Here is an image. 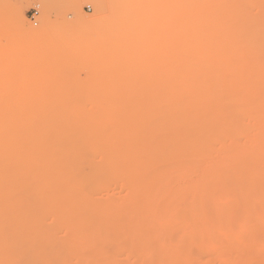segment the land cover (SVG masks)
<instances>
[{
  "label": "bare ground",
  "instance_id": "6f19581e",
  "mask_svg": "<svg viewBox=\"0 0 264 264\" xmlns=\"http://www.w3.org/2000/svg\"><path fill=\"white\" fill-rule=\"evenodd\" d=\"M86 1L102 6L100 0L72 5ZM181 6L187 7L185 17L176 12ZM255 6L264 14V0H115L102 37L104 55L132 59L123 74L147 86L130 94L118 87L132 96L100 101L93 115L68 114L67 108L57 115L0 114V264H131V253L124 262L118 252L138 247L142 252L135 250L134 257L140 264H169L192 243L201 251L211 243V249L221 231L235 224L241 227L239 235L233 227L235 241L246 243L245 263L260 260L254 255L264 248V124L256 118L250 126L236 125L245 106L193 115L203 99L196 91L183 94L181 83L184 74L207 77L203 86L211 89L231 83L204 100L215 109L240 89L253 96L264 87L244 79L264 59V28L248 12ZM239 13L249 24L235 34L233 28L243 24L235 18ZM241 46L257 50L247 62L212 61L215 53ZM183 50L188 68L181 65ZM205 156L218 157L217 163L186 185L183 176L195 172ZM175 220L184 231L161 239Z\"/></svg>",
  "mask_w": 264,
  "mask_h": 264
},
{
  "label": "rangeland",
  "instance_id": "374dc122",
  "mask_svg": "<svg viewBox=\"0 0 264 264\" xmlns=\"http://www.w3.org/2000/svg\"><path fill=\"white\" fill-rule=\"evenodd\" d=\"M100 2L102 3V8L100 7L102 10L98 11V4L88 3L87 1L84 3L81 2L80 5L76 7L72 5V0H0L1 115L21 116L28 113L37 115H57V113L61 114L64 112L62 110L67 112V109L68 114L75 113L74 115L80 116L83 113V115H91L92 113L93 115L100 101L128 98L132 96L128 94L134 92L135 87H145L148 85V82L145 81L129 80V78L125 77L127 75L123 74L121 68L126 66L131 67L129 63H131L132 59H130L129 62L127 58L126 61L128 60L129 63L127 64L126 61H121V64L115 55H110L109 57L104 55L102 43H104L103 41H105L104 39H106V37L104 39H102V37H104L109 30L108 27H105L106 24L108 23L111 25L112 13L115 10V0H100ZM19 6L22 8L19 9L20 15L23 16L21 20L17 18L16 13ZM47 6H50L51 10L46 8ZM47 9L49 11V16L46 13L48 12ZM78 11L82 12L83 18L77 17ZM176 12L185 17L188 13L187 7L181 6L176 9ZM248 12H250L253 17V23H260L264 28V14L261 13L260 16L259 7L255 6L248 10ZM102 15L106 16L105 21H101V19L95 20V18H100ZM235 18H241L239 21H242L243 24L240 26L237 24V27L233 28V32L235 34L241 33L244 30V26L247 27L249 23L247 22V24L244 25V19L241 13L237 14ZM228 24L229 23H224L223 25L227 26ZM37 29L40 30L38 34L30 35V31ZM183 39H185V37ZM260 45L264 47V40L261 41ZM259 50L260 48L258 51ZM256 51L257 50H254V46H241L237 50H234L233 53L227 55L220 52L215 53L212 61L217 62L220 60L219 58H221L223 60H236L235 63H244L247 62V58ZM186 56H189V53L183 50L181 57V65L183 68H188L190 65L187 58H185ZM256 64V71L244 77L245 82L248 84H252L258 80L259 82L261 81L262 84L264 83V59ZM132 65H134V63ZM184 75L185 76L181 78L183 87L182 93L187 94L196 91L195 95H197L199 99H203V101L200 99L199 103H203L204 105H206L204 100H206L211 93L215 92V89L217 92H221L231 88V83L229 82H221L220 86L215 89L207 88L203 86L207 77H189L187 74ZM118 87L127 88L128 90L131 89V91L128 94H120L117 90ZM240 90L239 95L237 92L235 96H231L230 101H228L223 108L215 109L212 104H207L206 106L202 104L200 108L197 109L195 113L192 112V114L201 116L212 112H233L234 109L239 106H245L243 113L239 114L240 117L237 119L236 125L247 127L252 125L256 118H260L262 128V124H264V87H261V90L257 93L260 96L258 98H254L257 94L247 96V94L251 92L250 89ZM80 107L83 108L80 109ZM185 110L186 109L183 108L182 112L184 113ZM60 111L61 113H59ZM70 111L73 112L70 113ZM217 158L218 157L212 158L205 156L203 163L197 169L193 170L195 172L191 173L189 176H187L188 173L186 176H183L186 178V180L183 179V182L185 181L186 185H190L197 181L198 177H204L217 163L215 162ZM171 176L173 177V175ZM171 176H169V178ZM120 191L122 193V190ZM119 192L117 191L113 194H117L115 196H118L120 194ZM171 194H173V191L169 195ZM171 196H169V198H164L166 199L164 200L166 205L171 203ZM167 199L170 200L166 202ZM162 201L159 205L162 203L164 204ZM169 204L167 206H169ZM214 211L218 210L214 209ZM239 212V210H237L236 213L234 212L236 217L237 214L239 217ZM235 214H233L234 217ZM163 221H169V219L164 218ZM178 221L180 222V219ZM174 222L173 225L167 223L168 226L171 225L172 227H167L166 225L167 229L165 228L161 231L162 234L165 233L163 235L161 234V239H163V236L164 240H166V237H172L173 235L175 237L176 234L178 236L182 226L180 228V223L178 225L176 220ZM230 226H227L226 229L221 231L222 234L220 233V235L223 237L220 236V239L215 242V245H212V247L215 248L213 249L211 247L214 253L209 248L211 243L210 245L205 243L208 244L209 247L207 250L203 251H201L200 244L192 243L185 251L182 250L183 253L180 252L173 260L171 259L170 263L172 261L171 264H246L244 261L245 259L241 256L246 243L244 244V241H238L239 243H237V241H235L237 234L235 235L232 231L234 229L233 227H238V231H235L236 229L234 231L235 233L238 232L239 235L241 227L239 225L236 226V224ZM217 227L219 226L217 225ZM182 230L180 231L181 233ZM177 236L175 238H177ZM261 237L264 239L263 231H261ZM231 240L237 244L232 245ZM161 241L162 240L159 242ZM224 244L227 247L224 246ZM199 247L200 249L198 250ZM172 248L173 246L170 249L172 250ZM138 249L141 248L138 247ZM138 249L136 248L135 250L138 252ZM195 249L198 251L196 252ZM129 250L118 252L122 255H117H120L122 258L119 256L117 260L124 259V262L127 260V262H130L128 256L131 253V255H133L131 264H137V262L140 264L141 260L134 257L137 252L134 249L131 251ZM258 251L260 254L257 253L254 256L257 258L260 256V258H258L260 260H256L257 262L255 260H250L248 264H258V262L259 264H264V248L261 247ZM141 252L142 250L140 253ZM191 253H194L193 256ZM197 253H200L199 256L201 258L198 257ZM159 254L160 253H158V255ZM195 255L197 257H194ZM203 255L205 257H203ZM149 256L147 258L152 257V254L150 257ZM190 258L193 259L191 260ZM195 258L197 259L195 260Z\"/></svg>",
  "mask_w": 264,
  "mask_h": 264
},
{
  "label": "built area",
  "instance_id": "2783aa9c",
  "mask_svg": "<svg viewBox=\"0 0 264 264\" xmlns=\"http://www.w3.org/2000/svg\"><path fill=\"white\" fill-rule=\"evenodd\" d=\"M37 14V13H36Z\"/></svg>",
  "mask_w": 264,
  "mask_h": 264
}]
</instances>
